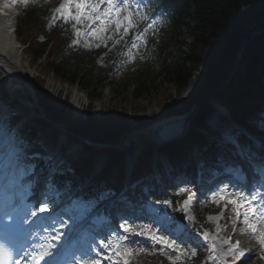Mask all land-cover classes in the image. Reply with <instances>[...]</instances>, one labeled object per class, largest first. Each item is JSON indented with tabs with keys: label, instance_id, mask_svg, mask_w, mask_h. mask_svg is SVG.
Listing matches in <instances>:
<instances>
[{
	"label": "trees",
	"instance_id": "16d2710c",
	"mask_svg": "<svg viewBox=\"0 0 264 264\" xmlns=\"http://www.w3.org/2000/svg\"><path fill=\"white\" fill-rule=\"evenodd\" d=\"M152 5L150 10L157 12L163 20L162 26L165 25L153 61L139 66L121 80L112 77L110 67L98 66L96 55L74 46L64 30L56 26L47 28V7L44 5L22 13L18 34L34 59L45 57L42 66L46 70L84 89L90 100L99 98L100 90L106 85L114 93L129 90L135 98H146L164 84L176 89L185 88L195 75L201 85L194 95L196 99L190 102L192 106L203 101L207 94L214 93L227 80L230 71L237 70L224 94L234 100L233 107L244 104L255 85L244 88L242 84L264 76V31L244 43L245 52L238 69L233 64L243 40L264 27V0H152ZM258 63L262 66L254 68ZM255 70L257 73L253 75ZM4 96L8 99V93ZM212 97H217V94ZM165 108L169 112L176 111L173 106L166 105ZM49 114L54 120L66 121L54 110ZM65 116L69 119L68 126L78 135L94 134L96 138L113 141L127 130L126 123H121L123 127L117 123L108 125L104 122L101 125V121H94L91 115L86 121ZM66 183L73 186L77 181L66 177ZM60 184L61 188L66 186L65 183ZM168 199L171 204L161 206L169 218L173 217L177 206L174 196L159 201L164 203ZM204 209L201 205L193 207L197 219V224L193 225L195 230L204 231L210 227L203 216ZM202 256L203 252L198 250L192 262L187 264H200ZM231 264L264 262L254 256L246 259L234 257Z\"/></svg>",
	"mask_w": 264,
	"mask_h": 264
},
{
	"label": "rangeland",
	"instance_id": "374dc122",
	"mask_svg": "<svg viewBox=\"0 0 264 264\" xmlns=\"http://www.w3.org/2000/svg\"><path fill=\"white\" fill-rule=\"evenodd\" d=\"M66 0H64L63 3H65ZM62 3V4H63ZM73 14L75 13V9H71ZM20 45V44H19ZM23 45H20L21 50V57L23 63L30 67L32 69V75H28L23 77V80L18 79L17 77H11L9 74L6 73L3 69L0 68V92L2 89H5L6 91H9L12 94V103L14 104L17 100L20 101V103L23 105L22 109L20 110L22 114H31V116H34L37 114V111L39 110V104L36 103L37 101L44 100L46 103L55 105L62 108H69L70 110H73V116L79 117L83 115L84 111L88 109V100L84 93V99H81L80 103V109L76 107V104L73 100L72 96V90L67 88L64 83H61L57 78H55L50 73H46L42 71L40 68V64L33 61V59L28 56V53L25 52V50H22ZM196 81V80H195ZM194 79H191L189 85L182 89H176L171 86H161L159 87L154 93L150 94L146 98H135L133 97L128 90L120 91V92H112L107 88H104V90L101 91V99L98 101H94V105L91 106V110L97 114L96 116H100L101 118L106 116L108 118H121L124 117L126 120L129 119L132 122L140 123V121L144 120H138V117H144V116H155L159 112H161L162 108L165 107V105L175 104L178 106V104L181 102L182 99L187 97L195 88L197 81L195 82ZM17 115L13 114L12 118H15ZM30 118V117H29ZM137 119V120H136ZM142 119V118H140ZM128 120V121H129ZM27 122V120H25ZM3 125L0 123V127L2 128ZM5 131V129H0V135H2ZM151 135V132L148 129H138L136 130V133H134V136L138 140H145L148 139V137ZM60 136V135H58ZM135 141V138H134ZM66 147V146H65ZM68 148V147H67ZM76 148L81 150V145L77 144ZM140 149V148H139ZM83 150V149H82ZM4 156L12 157L13 155V149H11L9 152L2 153ZM85 155V154H82ZM97 157V159H100L103 157V160H105L104 156L96 155L94 154V158ZM95 161H97L95 159ZM264 187V171H261L259 176L256 178V185L255 189L257 192L262 193V188ZM38 190L39 185L37 188H32V194L35 196H38ZM37 191V192H36ZM185 194V191H184ZM215 199L219 200V198L216 197V195H223L226 197V202L224 200H219L217 203L218 206L215 208L214 212L212 213V217L220 216L221 213L222 218H225L226 228L229 227L232 228L233 235L232 239L228 236H223L220 232H218V220H213L215 227L214 231L210 233V237H215V242L217 243V254L219 257L224 261V258L228 257V255H225V252L227 251L228 245L223 244L222 241L225 239L230 238L232 243L234 244L236 241L240 242V248L245 251V253L249 252V249H252L256 247L258 242L253 238V235L251 231L247 228H244L242 225L241 220H238L236 212L232 211L233 205L229 204L227 205V198L229 197H235L237 193L234 191V189L226 190L224 192H219L214 194ZM264 196L258 194L257 200L252 201V204L250 207H253L257 209L258 211L261 209H264V199H261L260 197ZM236 198V197H235ZM239 199V198H238ZM50 205H56L55 200L50 198L49 201ZM227 205V206H226ZM223 206H226L224 210L222 209ZM239 211L243 212L245 209H238ZM188 215L191 217V213L187 209ZM192 218V217H191ZM235 225V229L234 226ZM162 232H165L163 229ZM123 247H127L135 252V255L131 258L129 263L134 259V257L139 253L140 250H146L147 257H155L159 254V250L157 248H153L150 242H144L140 238H134L132 242H130L127 245H124ZM168 250V249H167ZM172 255L173 258H175V253L168 252L166 253V257L168 259V256ZM169 260V259H168ZM226 263V262H225Z\"/></svg>",
	"mask_w": 264,
	"mask_h": 264
},
{
	"label": "snow or ice",
	"instance_id": "6c2138e0",
	"mask_svg": "<svg viewBox=\"0 0 264 264\" xmlns=\"http://www.w3.org/2000/svg\"><path fill=\"white\" fill-rule=\"evenodd\" d=\"M15 2V0H13ZM24 3L27 4L28 0H24ZM142 0H135V3L132 0H100L99 3H88V0H67L66 3L60 5L59 8L56 9V12L59 16L64 18V22L68 23L69 20L75 21L73 24V29L75 30V35L77 38L80 37L81 33L79 28L76 27L78 24L87 22V27L91 29L90 32L85 35L97 37V29L92 28V25L96 24L97 21L100 23L99 32L102 35L108 28L109 25L114 24L117 32L123 28L125 34L129 32V30L134 27L133 16L134 9H139L141 7ZM104 5L103 10H101V5ZM75 9V13L71 11V9ZM123 14V15H122ZM57 17H53V21H55ZM143 33L136 37V40L143 39ZM110 38V37H109ZM119 41H116L118 43ZM79 39L73 40V44H78ZM99 47V45H97ZM133 47H137L134 43ZM133 58L130 55V59ZM184 189H181L183 192ZM257 197L255 194H251L250 196H244L242 199H238L235 197H229L228 203L233 205L232 211L236 212L238 220H241L244 228H247L251 231L253 238L258 242L261 247V251L264 252V209L257 210L253 207H250L252 201ZM264 199V196L260 197ZM226 199L225 196L220 195L219 200ZM219 200L213 199V203H218ZM164 203H170V201H165ZM189 201L184 202V208L186 209ZM238 209H245L243 212ZM25 214L27 216L37 217L40 214L50 212L49 203L47 200L39 201L33 207H29L25 205L24 208ZM222 213L220 216L212 217L209 216L208 220H218L222 218ZM194 219V218H190ZM61 226H63L64 222L60 221ZM123 229L124 233L129 235H140L147 236L151 239L154 244L162 245L161 252L164 251L165 248L170 249L173 253H175V258L172 255L168 256L170 264H177V261L181 259V257L185 255H191L195 257L197 255L196 248L188 249L186 247H182L177 244L175 239H169L165 235L158 234V232L152 229L148 225L136 226L128 224L125 222L120 225ZM235 229V225L233 226ZM199 235L202 236L203 240L206 243V247L209 251L208 261H218L220 257H218L215 253L217 252V243L215 242V237H210V234L207 231L197 230ZM64 234L61 232H56V234L52 235L49 242L46 244L39 245V251L32 252H23L21 258L17 259L15 257V249L6 246L5 244H0V264H24L23 258L30 257L33 261H45V264H56L54 259V249H56V244L52 243V241L60 240ZM129 235H125L123 237H117L115 240H108L105 242L104 240H100L99 243L103 249L108 250L109 252H115V256L123 257L124 264H129L131 258L135 255V252L127 247H122L121 240L127 241ZM223 244L228 245L227 251L225 255L234 256L237 259H243L246 256L244 250L240 248V242L236 241L234 244L231 242V239H225L222 241ZM92 252L96 253V256L90 255ZM141 254H150L145 252V250H141ZM83 259H74L73 264H102V260L97 258V256H103V253L100 252L95 245H91L88 249L83 253ZM46 257H53L52 260H46ZM260 259H264V255L259 257ZM104 259H111V257H104ZM114 264H118V262L114 261Z\"/></svg>",
	"mask_w": 264,
	"mask_h": 264
},
{
	"label": "bare ground",
	"instance_id": "6f19581e",
	"mask_svg": "<svg viewBox=\"0 0 264 264\" xmlns=\"http://www.w3.org/2000/svg\"><path fill=\"white\" fill-rule=\"evenodd\" d=\"M11 23L12 19L0 17V68L6 71L9 76L23 80V77L30 75L32 72L23 63L21 53L16 45L17 42L14 33L11 34L8 29ZM73 98L77 107L80 104L82 96L75 94ZM210 123H214L213 118ZM260 150L261 156H264V146H261Z\"/></svg>",
	"mask_w": 264,
	"mask_h": 264
},
{
	"label": "water",
	"instance_id": "95a60500",
	"mask_svg": "<svg viewBox=\"0 0 264 264\" xmlns=\"http://www.w3.org/2000/svg\"><path fill=\"white\" fill-rule=\"evenodd\" d=\"M192 114H193V113H192ZM192 114H190V115H188L187 117L182 118V119H176L175 122L183 121V122H184L183 125L186 126V124L188 123V121H189L190 117L192 116ZM163 128H164L163 125H159V126H157V127H155V128L153 129V134H154V136H155V138H156L157 140H160V139H161V138H160V135H159V132H160Z\"/></svg>",
	"mask_w": 264,
	"mask_h": 264
}]
</instances>
